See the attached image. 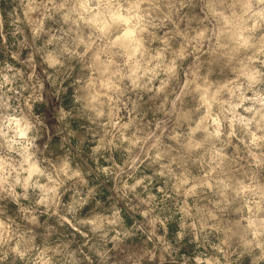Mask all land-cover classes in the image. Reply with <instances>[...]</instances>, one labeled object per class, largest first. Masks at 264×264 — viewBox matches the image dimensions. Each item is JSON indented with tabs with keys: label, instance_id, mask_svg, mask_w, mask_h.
I'll return each instance as SVG.
<instances>
[{
	"label": "rangeland",
	"instance_id": "1",
	"mask_svg": "<svg viewBox=\"0 0 264 264\" xmlns=\"http://www.w3.org/2000/svg\"><path fill=\"white\" fill-rule=\"evenodd\" d=\"M0 264H264V0H0Z\"/></svg>",
	"mask_w": 264,
	"mask_h": 264
},
{
	"label": "clouds",
	"instance_id": "2",
	"mask_svg": "<svg viewBox=\"0 0 264 264\" xmlns=\"http://www.w3.org/2000/svg\"><path fill=\"white\" fill-rule=\"evenodd\" d=\"M21 134H23V133H21Z\"/></svg>",
	"mask_w": 264,
	"mask_h": 264
}]
</instances>
